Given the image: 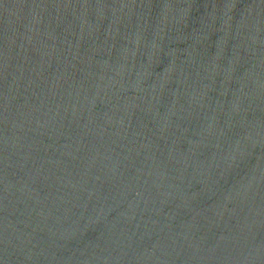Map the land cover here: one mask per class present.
<instances>
[{
    "label": "water",
    "instance_id": "obj_1",
    "mask_svg": "<svg viewBox=\"0 0 264 264\" xmlns=\"http://www.w3.org/2000/svg\"><path fill=\"white\" fill-rule=\"evenodd\" d=\"M0 264H264V0H0Z\"/></svg>",
    "mask_w": 264,
    "mask_h": 264
}]
</instances>
